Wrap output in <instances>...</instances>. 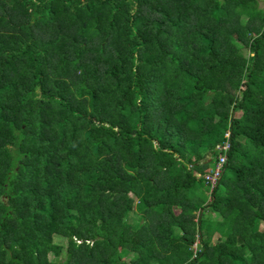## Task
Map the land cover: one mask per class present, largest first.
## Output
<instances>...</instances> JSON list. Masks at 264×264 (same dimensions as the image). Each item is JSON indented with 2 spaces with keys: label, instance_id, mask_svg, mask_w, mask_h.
<instances>
[{
  "label": "trees",
  "instance_id": "obj_1",
  "mask_svg": "<svg viewBox=\"0 0 264 264\" xmlns=\"http://www.w3.org/2000/svg\"><path fill=\"white\" fill-rule=\"evenodd\" d=\"M0 264H264V5L0 0Z\"/></svg>",
  "mask_w": 264,
  "mask_h": 264
},
{
  "label": "built area",
  "instance_id": "obj_2",
  "mask_svg": "<svg viewBox=\"0 0 264 264\" xmlns=\"http://www.w3.org/2000/svg\"><path fill=\"white\" fill-rule=\"evenodd\" d=\"M224 137L226 138L225 142L222 145L217 146L219 155L216 161L214 162L213 168L208 172H204L203 174L198 175L199 177L203 178L210 193L213 191V189L216 187V185L220 181L221 175L223 173V168L227 163V159H228L227 154L231 150L229 132H226Z\"/></svg>",
  "mask_w": 264,
  "mask_h": 264
},
{
  "label": "rangeland",
  "instance_id": "obj_3",
  "mask_svg": "<svg viewBox=\"0 0 264 264\" xmlns=\"http://www.w3.org/2000/svg\"><path fill=\"white\" fill-rule=\"evenodd\" d=\"M259 2H260V5H264V0H259ZM213 166H214V164L212 163V164L206 169L205 172L210 171V170L213 168ZM198 175H200V174H197V177H199ZM215 236H216V235H215Z\"/></svg>",
  "mask_w": 264,
  "mask_h": 264
}]
</instances>
